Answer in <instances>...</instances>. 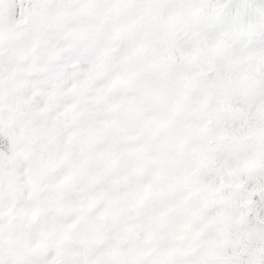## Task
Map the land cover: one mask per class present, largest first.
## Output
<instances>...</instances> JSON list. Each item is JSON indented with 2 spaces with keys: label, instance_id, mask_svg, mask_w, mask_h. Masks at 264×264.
Listing matches in <instances>:
<instances>
[{
  "label": "snow or ice",
  "instance_id": "obj_1",
  "mask_svg": "<svg viewBox=\"0 0 264 264\" xmlns=\"http://www.w3.org/2000/svg\"><path fill=\"white\" fill-rule=\"evenodd\" d=\"M0 264H264V0H0Z\"/></svg>",
  "mask_w": 264,
  "mask_h": 264
}]
</instances>
